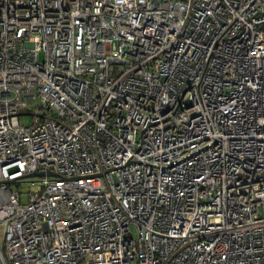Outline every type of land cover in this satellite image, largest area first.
Instances as JSON below:
<instances>
[{
    "label": "built area",
    "instance_id": "1",
    "mask_svg": "<svg viewBox=\"0 0 264 264\" xmlns=\"http://www.w3.org/2000/svg\"><path fill=\"white\" fill-rule=\"evenodd\" d=\"M0 263L264 264V0H0Z\"/></svg>",
    "mask_w": 264,
    "mask_h": 264
},
{
    "label": "rangeland",
    "instance_id": "2",
    "mask_svg": "<svg viewBox=\"0 0 264 264\" xmlns=\"http://www.w3.org/2000/svg\"><path fill=\"white\" fill-rule=\"evenodd\" d=\"M21 123H23V124H27V123H29L30 122V116H24V117H22L21 118ZM10 188L12 189V190H17V191H19V192H21L22 193V197H23V199L24 200H26V195H27V192H29V191H31V190H37L39 187H38V185L37 184H34V185H32V184H30L29 182H23V183H21L20 185H14V184H11L10 185ZM1 264V263H0Z\"/></svg>",
    "mask_w": 264,
    "mask_h": 264
},
{
    "label": "water",
    "instance_id": "3",
    "mask_svg": "<svg viewBox=\"0 0 264 264\" xmlns=\"http://www.w3.org/2000/svg\"><path fill=\"white\" fill-rule=\"evenodd\" d=\"M43 174H44V172H40V173H32L30 176L32 177V176L43 175ZM46 174H48V175H52L51 172H47Z\"/></svg>",
    "mask_w": 264,
    "mask_h": 264
}]
</instances>
